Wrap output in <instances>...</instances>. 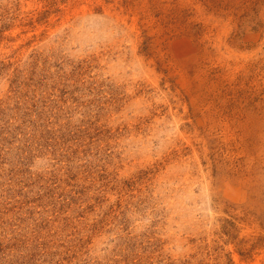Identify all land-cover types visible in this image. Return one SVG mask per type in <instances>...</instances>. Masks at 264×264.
<instances>
[{
    "label": "rangeland",
    "instance_id": "rangeland-1",
    "mask_svg": "<svg viewBox=\"0 0 264 264\" xmlns=\"http://www.w3.org/2000/svg\"><path fill=\"white\" fill-rule=\"evenodd\" d=\"M0 264H264V0H0Z\"/></svg>",
    "mask_w": 264,
    "mask_h": 264
}]
</instances>
